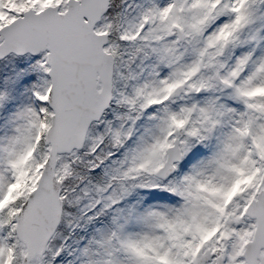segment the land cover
<instances>
[{"label": "snow or ice", "instance_id": "1", "mask_svg": "<svg viewBox=\"0 0 264 264\" xmlns=\"http://www.w3.org/2000/svg\"><path fill=\"white\" fill-rule=\"evenodd\" d=\"M0 264H264V0H0Z\"/></svg>", "mask_w": 264, "mask_h": 264}]
</instances>
